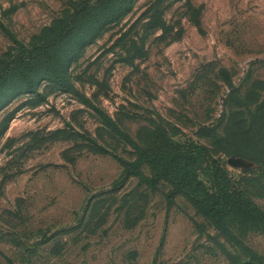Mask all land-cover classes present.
<instances>
[{"label":"rangeland","instance_id":"rangeland-1","mask_svg":"<svg viewBox=\"0 0 264 264\" xmlns=\"http://www.w3.org/2000/svg\"><path fill=\"white\" fill-rule=\"evenodd\" d=\"M195 144L264 260V0H0V264H257L152 164L126 171Z\"/></svg>","mask_w":264,"mask_h":264},{"label":"trees","instance_id":"trees-1","mask_svg":"<svg viewBox=\"0 0 264 264\" xmlns=\"http://www.w3.org/2000/svg\"><path fill=\"white\" fill-rule=\"evenodd\" d=\"M50 64V60L46 61ZM55 64V62H53ZM62 67V64L60 63ZM60 78L61 74H56ZM29 85L33 84L32 77L29 79ZM206 152V147L195 144L193 148L185 152L172 150L168 155L161 153L143 155L135 162L126 165L128 174L138 172L139 166L143 162L153 165L155 173L150 182L155 183L160 177H165L173 186L169 199L176 191L185 192L192 204L201 211L213 223L224 236L239 245L240 249L247 252L252 258V263L263 264L264 260L252 250L241 244L231 233L227 226L225 217L228 214H234L241 217L248 216L253 211V206L244 204L241 193L231 188L230 182L226 177L224 170L214 162H206L201 158V152ZM188 152H193L187 156ZM167 161H169L167 163ZM162 165L165 170H162ZM206 176L211 183L213 192L209 193L203 190L201 181L198 180V174ZM209 200V198H212Z\"/></svg>","mask_w":264,"mask_h":264}]
</instances>
